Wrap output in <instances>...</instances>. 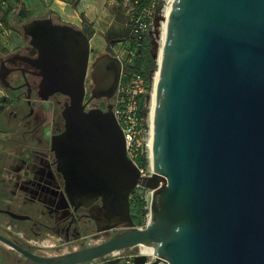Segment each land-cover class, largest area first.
<instances>
[{
    "label": "water",
    "instance_id": "95a60500",
    "mask_svg": "<svg viewBox=\"0 0 264 264\" xmlns=\"http://www.w3.org/2000/svg\"><path fill=\"white\" fill-rule=\"evenodd\" d=\"M21 28L30 55L16 57L15 68L3 61L0 83L27 87L31 101L30 75L40 78L38 100L68 98L64 129L50 145L63 179L57 209L84 208L96 234L113 232L104 242L54 255L32 253L0 234L24 256L22 264H83L115 250L133 264H264V0L173 1L153 84L148 176L127 157L112 106L84 110L88 73L90 99L111 100L122 61L104 53L90 64L89 38L51 17ZM18 71L24 83L13 86L9 77ZM137 187L152 193L145 229L131 215ZM146 238L151 259L135 250Z\"/></svg>",
    "mask_w": 264,
    "mask_h": 264
},
{
    "label": "crops",
    "instance_id": "0c3cea01",
    "mask_svg": "<svg viewBox=\"0 0 264 264\" xmlns=\"http://www.w3.org/2000/svg\"><path fill=\"white\" fill-rule=\"evenodd\" d=\"M21 1L23 8L32 13V19L45 17L61 19L57 22L81 29L78 24L79 15L76 11L70 12L67 0H50L48 3L42 0ZM34 9L38 16L36 13L33 14ZM18 14V4L16 6L10 4L9 9L0 11V61L9 57L22 44H18L19 34L17 35L14 27L15 21L19 22ZM84 16L93 22L86 13ZM8 63L10 62H6V66L10 65ZM52 106L51 100L42 102L32 99L30 102L19 90L7 89L0 83V210L30 215L31 220L36 218V210L40 205L33 187L35 183L31 178L39 162L45 161L52 154L51 132L48 128ZM40 197H43L42 193ZM42 201L46 203L45 197ZM48 202L53 204L51 199ZM0 214L8 216L2 212ZM9 223L4 216L0 217L2 228L8 230L6 225ZM22 223L28 229L31 228L27 220Z\"/></svg>",
    "mask_w": 264,
    "mask_h": 264
},
{
    "label": "rangeland",
    "instance_id": "374dc122",
    "mask_svg": "<svg viewBox=\"0 0 264 264\" xmlns=\"http://www.w3.org/2000/svg\"><path fill=\"white\" fill-rule=\"evenodd\" d=\"M136 0H67V6L71 13L76 11L79 15L80 22L78 20V24H80L81 29L86 32V35L89 38L90 43V64L93 60L101 54L108 53L112 56L121 57L123 59L124 67L128 66H138V57L134 55V50L128 52L126 48H123V41L118 40L119 37H126V26L125 22L128 20L129 16L135 13V2ZM139 2L146 3L148 0H138ZM167 0H164V4ZM69 12V13H70ZM36 13L35 9L33 14ZM87 14L90 19H87L84 14ZM38 16L39 14L36 13ZM165 14V5H163V9L158 12L157 16L154 17V22L149 32L145 34V40L139 52L140 58L145 57V53L148 52L150 57L155 61L158 65V53L159 49L162 47V35H161V21L160 19ZM33 18V17H32ZM30 18V19H32ZM83 18L87 22V27L83 25ZM29 19V20H30ZM55 19V18H54ZM26 20L23 23L29 21ZM54 21L60 22L61 19H55ZM23 23H19L15 21V29L17 31V35L19 36L18 44L22 43V29L21 25ZM111 26L109 27V24ZM110 30V31H109ZM108 32H111V37ZM16 35V34H15ZM21 36V38H20ZM123 40V39H122ZM8 50V49H6ZM157 69L153 70L151 74V90L146 99V107H147V117L150 119V111H151V102H152V92H153V84L156 75ZM52 102V101H51ZM53 103V102H52ZM49 132H51V124L48 126ZM53 134V133H52ZM138 195L145 198V192L138 191ZM143 198V199H144ZM145 200V199H144ZM146 207L147 213L143 220L142 228H146L148 224V214H149V205L150 199H146ZM5 218L7 221H11L9 216H5L0 214V217ZM47 230V229H46ZM43 231L42 234L38 236V238L32 239L31 237L24 236V233L29 232L27 226H24V233L21 231L7 230L2 228L0 225V234L14 241L15 243L21 245L25 249L29 250L32 253L38 255H48V254H61L65 252H70L75 249H81L87 246L94 245L98 242H103L108 240L111 235L110 232L101 233L98 235L95 234H86L81 238H73L70 241L66 242L62 236L56 235V238L59 240L55 244L54 247H44L40 245V242L48 239L49 236H53L55 234L48 233L47 231ZM46 235V236H44ZM136 253L140 252V248L137 247ZM150 259L152 256H148ZM24 261V256L12 249L5 243L0 241V264H22Z\"/></svg>",
    "mask_w": 264,
    "mask_h": 264
},
{
    "label": "flooded vegetation",
    "instance_id": "af4514ba",
    "mask_svg": "<svg viewBox=\"0 0 264 264\" xmlns=\"http://www.w3.org/2000/svg\"><path fill=\"white\" fill-rule=\"evenodd\" d=\"M30 50L31 48L28 45V40H25L24 35L22 34V44L19 45L9 57L0 61V72L1 70H3L2 68L3 61L9 60L10 63L8 64L10 65H8V67L15 68L20 63V61L17 60L16 57L29 56ZM13 79H15L13 86H18L24 83V79L20 71L10 75L9 80L11 81ZM39 79L40 78H33L32 76L27 75V80L32 86L31 100L32 99L37 100L36 86L37 83L39 82ZM19 91L25 97L28 96L27 87H23L22 89H19ZM50 100L53 102L52 117L50 122L51 136H53L55 134L60 133L64 129L65 121L62 116V112L64 110L65 104L68 103L69 100L67 97L61 94H56ZM109 104H110V100L105 98L95 101V105L102 109L108 107ZM54 160H55L54 154L52 153L51 156H49L45 161L43 160L40 161L38 164V168L33 173L34 174L32 176L33 178H31L33 179V183H35L33 187L36 190L37 193L36 197L38 199V205H40V207L38 208V210H36L37 211V214L35 213L36 218L32 220H27L31 226L29 232L24 233L25 232L24 225L22 223L24 221L11 219L10 223L6 226H10L11 230L14 229L15 231L23 230L24 236L31 238L33 237L32 239L38 238V236L42 234L43 231H45L46 229L48 233L55 234L53 236L56 235L62 236L66 242L70 241L73 238L75 239L81 238L83 235L86 234L98 235L95 233L96 227L94 222L85 216L87 214L86 209L80 208L77 211H75L73 207H68L60 210L57 209V204L60 205V202L58 201H59V193L63 189V179L56 172V168L53 165ZM37 176L38 178H36ZM41 193L43 194V197H40ZM44 197L46 203H42ZM49 199L52 200L53 204H50L48 202ZM109 232L110 235L112 236L113 232L112 231Z\"/></svg>",
    "mask_w": 264,
    "mask_h": 264
},
{
    "label": "built area",
    "instance_id": "2783aa9c",
    "mask_svg": "<svg viewBox=\"0 0 264 264\" xmlns=\"http://www.w3.org/2000/svg\"><path fill=\"white\" fill-rule=\"evenodd\" d=\"M48 3L50 0H42ZM2 6H6L4 0H0ZM164 0H152L151 5L144 7L141 14L131 19L130 35L136 41L149 32L153 25L154 17L163 9ZM119 58V57H118ZM122 61L123 59L119 58ZM93 83L88 73L85 79V96L83 100L84 110L86 112L104 109L95 105L96 99H90ZM148 94V79L140 73H125L123 64L121 78L114 97L110 100L112 112L120 126L125 146L126 154L129 160L140 170L141 175L148 176L151 174L152 161V122L147 115L140 117L138 115V100L140 97H145ZM144 159L147 162V169L139 167L140 160ZM135 190L145 192V200L151 198V191L137 187ZM11 230L10 226H7ZM106 241V240H105ZM104 242V241H103ZM121 258L119 264H133L132 256H123L122 250H115L105 255L102 258L95 259L83 264H108V262Z\"/></svg>",
    "mask_w": 264,
    "mask_h": 264
},
{
    "label": "trees",
    "instance_id": "16d2710c",
    "mask_svg": "<svg viewBox=\"0 0 264 264\" xmlns=\"http://www.w3.org/2000/svg\"><path fill=\"white\" fill-rule=\"evenodd\" d=\"M4 1L6 2V6H2L0 3V11H3V12L10 8V4H13L14 6H16L17 4L19 5V14L17 16L19 23H23L24 21L29 20L31 18L32 13L23 8V1H21V0H4ZM151 2H152V0H148L146 3L139 2L138 0H136L134 2L136 11H135V13L131 14L129 16L128 20L125 22V26L127 29L126 30L127 35L125 38L124 37L118 38V40L123 41V43H124L123 48H126V50H128V52L131 50H134V55L139 58L138 63L140 65H138L136 67L135 66H128V67L126 66L125 67V73L126 74L135 73V72L140 73V74L144 75L146 77V79H148V94H147V96L149 95V92L151 90V74H152L153 70H156V69L158 70V65L150 57L148 52L145 53L144 58H140L141 56L139 55V52H140L141 47L144 43L145 35L142 36V38L140 40L136 41L135 38L132 35H130V28H131L130 26H131V19L139 16L141 14V12L143 11V8L150 6ZM82 23L85 27H87V22L84 18H83ZM83 33L86 35L85 31H83ZM108 34L111 37V32H108ZM147 96H146V98L140 97L138 100V115L140 117H143L147 114V107H146ZM147 165L148 164L144 159L140 160V164H139L140 168L145 170V169H147ZM138 191L139 190L132 191V193L129 197V200H130L131 215H132L133 221L137 226L141 227V226H143V220H144V217L147 213V210L145 209L146 202L142 196L137 194Z\"/></svg>",
    "mask_w": 264,
    "mask_h": 264
},
{
    "label": "bare ground",
    "instance_id": "6f19581e",
    "mask_svg": "<svg viewBox=\"0 0 264 264\" xmlns=\"http://www.w3.org/2000/svg\"><path fill=\"white\" fill-rule=\"evenodd\" d=\"M173 1L174 0H167L166 3H165V14L160 19L161 28H162V31H161L162 37H161V39H163V37H164V32H165L167 20H168V17H169V13H170ZM160 50H161V48L159 49L158 60L160 59ZM157 78H158V75H157V72H156L155 79H154V84L157 81ZM153 97H154V91L152 92V102H151V111H150V121L151 122H152V116H153ZM58 240L59 239L56 238V236H49L48 239L44 240L43 242H40L39 244L44 246V247H54ZM139 248H140V252L142 254H144L146 256H152L153 255L152 241H151L150 238L144 239L141 242V245H140ZM48 255H53V254H48Z\"/></svg>",
    "mask_w": 264,
    "mask_h": 264
}]
</instances>
